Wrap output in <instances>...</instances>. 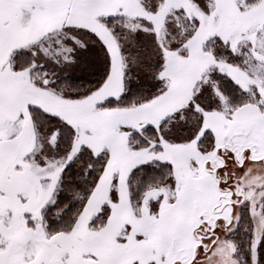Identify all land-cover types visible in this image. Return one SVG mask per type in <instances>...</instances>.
Wrapping results in <instances>:
<instances>
[{
    "label": "snow or ice",
    "instance_id": "snow-or-ice-1",
    "mask_svg": "<svg viewBox=\"0 0 264 264\" xmlns=\"http://www.w3.org/2000/svg\"><path fill=\"white\" fill-rule=\"evenodd\" d=\"M0 264H264V0H0Z\"/></svg>",
    "mask_w": 264,
    "mask_h": 264
}]
</instances>
